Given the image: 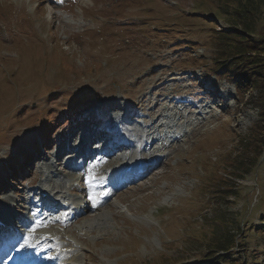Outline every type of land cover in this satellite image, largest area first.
I'll return each instance as SVG.
<instances>
[{
  "label": "rangeland",
  "instance_id": "obj_1",
  "mask_svg": "<svg viewBox=\"0 0 264 264\" xmlns=\"http://www.w3.org/2000/svg\"><path fill=\"white\" fill-rule=\"evenodd\" d=\"M48 2L0 0V213L26 206L27 182L83 199L72 193L79 173L63 174L52 154L60 137L72 146L89 129L85 118L103 126L126 104L127 138H168L162 164L72 225L49 227L69 243L70 262L264 264V65H227L242 57L218 35L227 29L216 0ZM260 13L255 48L264 2ZM223 238L231 250L220 251Z\"/></svg>",
  "mask_w": 264,
  "mask_h": 264
},
{
  "label": "trees",
  "instance_id": "obj_2",
  "mask_svg": "<svg viewBox=\"0 0 264 264\" xmlns=\"http://www.w3.org/2000/svg\"><path fill=\"white\" fill-rule=\"evenodd\" d=\"M263 2L264 0H226V3H223L222 0H216L218 6L216 7L217 10L214 15L226 22L227 29V31H224L225 33H220L218 35L226 41L225 43L233 47L229 53L231 55L230 57L235 54H239L241 55L239 57H242H234L235 60L233 62L227 63L230 68L233 66L238 67L248 61L251 62V66L254 68L264 65V59L260 58L264 56V42L258 48H255L249 44L248 40L249 36L255 34V29L259 22L256 18L258 17V19H260V8ZM232 29L235 31L232 32ZM244 33L247 35L244 36ZM262 39H264V37ZM234 42H237V44H234ZM246 55L248 57H246ZM221 67L220 64L216 66L217 69ZM246 69L250 70L248 67ZM241 81H243V78ZM245 81L246 80H244V82ZM252 84V86H254L256 82ZM262 145H264V141ZM229 241V238H223L221 241L216 242L217 245H219L218 247L222 248L220 251H229L232 249Z\"/></svg>",
  "mask_w": 264,
  "mask_h": 264
},
{
  "label": "bare ground",
  "instance_id": "obj_3",
  "mask_svg": "<svg viewBox=\"0 0 264 264\" xmlns=\"http://www.w3.org/2000/svg\"><path fill=\"white\" fill-rule=\"evenodd\" d=\"M85 117H87V116H85ZM119 120V119H118ZM84 123H83V125L84 126H86V127H88L89 129H87L86 131H89L88 133H86V134H90V131L92 130V127H93V119L92 118H89V117H87V118H85V120L83 121ZM167 122H171L170 120H167ZM91 127V128H90ZM74 129V128H73ZM100 131H102V128H100ZM113 132H111L110 133V135L112 134ZM119 138V137H118ZM67 140V138L66 137H60V140H59V143L61 144V145H65V141ZM141 142V141H140ZM69 142H67L66 144H68ZM44 144H45V142H44ZM44 144H43V146H44ZM59 152V150L56 152V156H57V153ZM152 155L153 156H156V154L154 155L153 153H152ZM47 168H49V167H47ZM42 193H47L48 195H50V193L51 192H48L47 191V189L45 188H42V191H41ZM60 194H64V193H62V192H60ZM65 195V194H64ZM79 205H82V201H80V203H79ZM89 210V209H88ZM87 210V211H88ZM90 211V210H89ZM28 221V220H27ZM38 224H40L41 225V223H38ZM34 235H37V234H31V237H33L34 238ZM41 239H43V238H41ZM37 240H40V238L39 239H37ZM37 240H35V242L34 243H36V241ZM44 244L46 243V240H44V241H42ZM55 250H59V255H60V253H61V249H57V248H55ZM58 255V256H59ZM71 261H74V259L73 260H71Z\"/></svg>",
  "mask_w": 264,
  "mask_h": 264
},
{
  "label": "snow or ice",
  "instance_id": "obj_4",
  "mask_svg": "<svg viewBox=\"0 0 264 264\" xmlns=\"http://www.w3.org/2000/svg\"><path fill=\"white\" fill-rule=\"evenodd\" d=\"M91 182V177H89V183ZM25 243H27V241H25Z\"/></svg>",
  "mask_w": 264,
  "mask_h": 264
}]
</instances>
